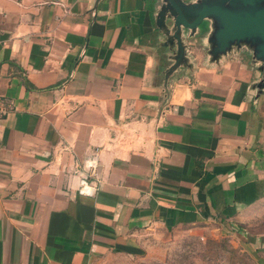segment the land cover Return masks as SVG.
Here are the masks:
<instances>
[{"label": "crops", "instance_id": "crops-1", "mask_svg": "<svg viewBox=\"0 0 264 264\" xmlns=\"http://www.w3.org/2000/svg\"><path fill=\"white\" fill-rule=\"evenodd\" d=\"M160 0H0V264L144 253L160 229L246 231L264 264V92L250 51L170 70ZM98 159L99 188L80 193ZM263 253V254H262Z\"/></svg>", "mask_w": 264, "mask_h": 264}, {"label": "water", "instance_id": "water-1", "mask_svg": "<svg viewBox=\"0 0 264 264\" xmlns=\"http://www.w3.org/2000/svg\"><path fill=\"white\" fill-rule=\"evenodd\" d=\"M156 23L173 51L170 70L193 71L187 40L206 34L208 64L247 49L258 74L254 87L264 92V0H160Z\"/></svg>", "mask_w": 264, "mask_h": 264}, {"label": "rangeland", "instance_id": "rangeland-1", "mask_svg": "<svg viewBox=\"0 0 264 264\" xmlns=\"http://www.w3.org/2000/svg\"><path fill=\"white\" fill-rule=\"evenodd\" d=\"M245 232L216 223L160 229L146 235L141 256L100 253L90 264H262Z\"/></svg>", "mask_w": 264, "mask_h": 264}, {"label": "built area", "instance_id": "built-area-1", "mask_svg": "<svg viewBox=\"0 0 264 264\" xmlns=\"http://www.w3.org/2000/svg\"><path fill=\"white\" fill-rule=\"evenodd\" d=\"M8 113L7 108L5 105L2 103L1 97H0V126ZM91 169V174L89 176H85L81 179V186H80V193L85 194V195H95L99 188L98 180L95 179H90V176H93L96 174V170L98 167V159L97 157H93L90 160V164L88 165Z\"/></svg>", "mask_w": 264, "mask_h": 264}]
</instances>
